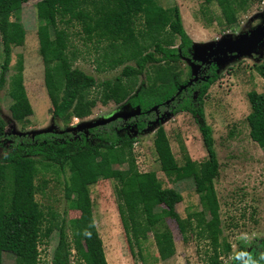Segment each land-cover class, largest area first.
Here are the masks:
<instances>
[{
	"label": "trees",
	"instance_id": "16d2710c",
	"mask_svg": "<svg viewBox=\"0 0 264 264\" xmlns=\"http://www.w3.org/2000/svg\"><path fill=\"white\" fill-rule=\"evenodd\" d=\"M28 0H0V89L7 85L11 103V116L22 125L27 122L32 108L22 85V58L15 61V72L7 76L12 47L23 42L24 30L17 15V5ZM219 8L225 24L236 21V12L248 0H205ZM38 13L44 12L43 21L52 27V36L43 33L37 38L38 54L42 64V77L51 80L55 90L48 92L51 114L66 120L69 116L82 118L90 114L99 102H128L138 113L126 118L115 117L74 134L71 132L40 131L32 137L4 133L0 118V139L9 140V152L0 158V252L13 257L11 264H69L70 251L84 264H106L101 240L93 224L91 201L88 195V175L107 179L115 177L123 192V202L116 205L119 220L130 227L131 238L137 246V257L146 262L140 252V242L150 233L155 245L157 261L166 262L173 257L171 232L164 218L172 219L183 241L194 232L198 239H207L212 248L213 264H218V230L207 228L203 218L195 212L181 217L174 204L178 194L171 188H162L155 173L136 169L131 153L134 134L152 127V121L161 113L186 111L197 125L206 162H195L187 153L181 165L175 162L166 134L156 126L152 146L159 170L172 180L192 177L202 184L198 196L202 210L214 211L218 207L213 186L217 173V160L213 148L211 128L204 120L202 96L217 78L214 63L201 64L195 80L180 78L174 71L179 59L191 60L192 40L182 27L177 6L164 8L156 0H36ZM79 22L87 39L106 40L108 46L119 49L118 57L110 58L107 67L124 63L113 78L95 81L92 75L72 66V57L66 52L68 28ZM137 23L139 26L137 27ZM175 37L178 43L174 44ZM196 62V61H194ZM144 74L145 83L137 85L136 78ZM182 86V87H181ZM96 88L97 93L91 94ZM99 88V89H98ZM249 112L245 116L249 138L264 146V92L247 93ZM156 105L159 114L152 107ZM133 126L131 131L128 126ZM34 155L40 156L44 166L55 165L67 171L63 181L64 197L77 208L78 217L65 220L50 219L34 199ZM264 161V152L262 154ZM124 160L126 167L113 176L112 164ZM205 165L208 166L206 171ZM140 182H149L153 196L136 200L135 190ZM73 195V197H72ZM163 203L159 210L156 205ZM57 230L49 263L38 260L37 244L40 236ZM68 232L70 239H68ZM189 233V234H188ZM223 248L229 250V244ZM246 245L236 244L230 264H241ZM251 260L264 264V244Z\"/></svg>",
	"mask_w": 264,
	"mask_h": 264
},
{
	"label": "rangeland",
	"instance_id": "374dc122",
	"mask_svg": "<svg viewBox=\"0 0 264 264\" xmlns=\"http://www.w3.org/2000/svg\"><path fill=\"white\" fill-rule=\"evenodd\" d=\"M36 0H28L17 5V15L24 30L23 42L12 47L11 60L7 76L15 72V61L22 58V85L27 100L32 108L31 115L23 125L12 118L5 85L0 89V118L4 122V133L20 134L32 137L35 132L54 131L75 133L84 130L85 123L105 120L119 113H128L136 108L128 102L116 104L108 101L105 104L96 102L90 114L82 118L69 116L66 120L51 114L48 92L55 90L51 80L42 77V64L37 52V38L43 33L52 36V27L43 21L44 12L38 13ZM157 4L168 8L177 6L182 20V27L195 44L214 45L226 36L236 38L248 32L256 25L262 24L264 0H248L236 12V21L225 24L219 8L214 2L205 0H156ZM139 24L137 23V27ZM69 41L66 52L72 57V66L93 76L95 81L113 78L124 63L108 68L110 58L118 57L119 49L110 48L108 41L87 39L79 22L73 21L68 28ZM178 43L175 37L174 44ZM258 44V45H257ZM249 53L229 54L213 61L216 65V80L209 85L202 96V108L205 122L211 128L213 148L218 164L217 173L213 176V186L218 207L214 211L202 210L198 196L202 188L199 180L192 177L172 180L159 170L152 138L156 126L161 125L178 165L184 161L187 153L191 160L205 163V154L200 141L197 125L190 113L186 111L170 114L163 112L152 121V127L141 134H134L132 156L136 169L140 172L155 173L162 188H171L179 196L174 204L176 212L185 217L195 212L203 218L207 228L218 230L217 257L218 264H230L232 253L238 242L246 245V257L241 264H263L251 260L252 255L264 244V146L258 145L248 136L245 120L249 112L247 93L264 92V39L260 40ZM214 56L211 57V59ZM174 71L180 78L189 79L193 71L190 60L181 58L174 63ZM189 74V75H188ZM137 85L144 84V74L136 78ZM99 89V88H98ZM96 94V88L91 89ZM80 127L77 129L75 127ZM131 131L134 127L128 126ZM9 140L0 139V158L9 152ZM35 173L33 183L36 187L34 199L39 204L45 218L50 219L52 212L55 219L65 220L78 217L79 211L69 205L64 197L63 181L67 171H59L55 165L44 166L40 156L34 155ZM125 162L119 159L112 164L113 176L125 168ZM206 171L208 166L205 165ZM88 195L91 201L93 224L101 240V247L106 264H152L156 256L155 245L150 233L140 242V252L146 258L141 261L137 255V246L131 238V228L124 227L119 220L116 205L123 202V192L115 177L107 179L94 178L88 175ZM153 185L140 182L135 190L137 201L155 194ZM73 197V195H72ZM163 203L156 205L159 210ZM171 232L174 254L166 261L154 264H213L212 248L207 239H198L194 232L183 241L175 222L164 218ZM57 230L53 229L48 236H40L37 244L38 260L49 263L52 247L56 241ZM68 239L70 234L68 232ZM229 244V250L223 244ZM13 257L8 252H0V264H11ZM69 264H84L70 251Z\"/></svg>",
	"mask_w": 264,
	"mask_h": 264
},
{
	"label": "water",
	"instance_id": "95a60500",
	"mask_svg": "<svg viewBox=\"0 0 264 264\" xmlns=\"http://www.w3.org/2000/svg\"><path fill=\"white\" fill-rule=\"evenodd\" d=\"M263 39H264V12H263L262 24L256 25L253 29L248 30V32L244 34L238 35L236 38H233L231 36H226L222 38L221 40H219L218 42H216L214 45L195 44V42L192 41V52H191L192 61L190 62H192L193 64V71L191 72V78L188 80V82L196 79L197 71L201 64L210 63V62L214 63L213 61L215 60V58L218 59L220 58V56H224V60H226L228 58L226 57L228 54L229 56L234 53L235 55H239L242 53L247 54L249 53V51L253 49V47L256 46V44L260 40H263ZM212 56L214 57L211 59ZM155 108H156V105L152 107V109H155ZM136 113H138V108L128 113L116 114L105 120H96L93 122H88V123H85L84 126L85 128H88V127L109 121L115 117L126 118ZM155 119L153 121H155ZM80 127H83V126H80ZM80 127L78 126L75 128L80 129Z\"/></svg>",
	"mask_w": 264,
	"mask_h": 264
},
{
	"label": "flooded vegetation",
	"instance_id": "af4514ba",
	"mask_svg": "<svg viewBox=\"0 0 264 264\" xmlns=\"http://www.w3.org/2000/svg\"><path fill=\"white\" fill-rule=\"evenodd\" d=\"M198 70H199V71H202V70H201V66L199 67V69H198ZM197 73H198V71H197ZM197 77H198V75H197ZM197 77H196V78H197ZM153 111H154V113H155V114H159V112H158V110H157V109H155V110H153ZM260 250H261V245H260V247H259V250H258V251H260ZM258 251H257V252H258ZM245 257H246V248H245ZM231 258H232V257H231ZM244 260H245V258H244ZM244 260H243V261H244ZM230 261H231V260H230Z\"/></svg>",
	"mask_w": 264,
	"mask_h": 264
},
{
	"label": "crops",
	"instance_id": "0c3cea01",
	"mask_svg": "<svg viewBox=\"0 0 264 264\" xmlns=\"http://www.w3.org/2000/svg\"><path fill=\"white\" fill-rule=\"evenodd\" d=\"M73 118H76V117H73ZM79 119V118H78Z\"/></svg>",
	"mask_w": 264,
	"mask_h": 264
},
{
	"label": "bare ground",
	"instance_id": "6f19581e",
	"mask_svg": "<svg viewBox=\"0 0 264 264\" xmlns=\"http://www.w3.org/2000/svg\"><path fill=\"white\" fill-rule=\"evenodd\" d=\"M195 42V41H194Z\"/></svg>",
	"mask_w": 264,
	"mask_h": 264
}]
</instances>
